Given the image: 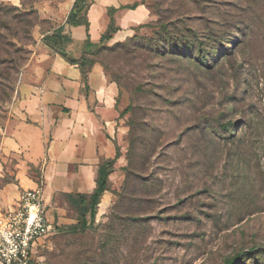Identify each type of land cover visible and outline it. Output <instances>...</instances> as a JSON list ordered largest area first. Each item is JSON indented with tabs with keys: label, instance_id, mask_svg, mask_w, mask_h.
<instances>
[{
	"label": "rangeland",
	"instance_id": "rangeland-1",
	"mask_svg": "<svg viewBox=\"0 0 264 264\" xmlns=\"http://www.w3.org/2000/svg\"><path fill=\"white\" fill-rule=\"evenodd\" d=\"M73 1L0 3L48 28ZM145 3L151 22L88 57L120 86L109 202L61 197L33 264H264V0Z\"/></svg>",
	"mask_w": 264,
	"mask_h": 264
},
{
	"label": "crops",
	"instance_id": "crops-1",
	"mask_svg": "<svg viewBox=\"0 0 264 264\" xmlns=\"http://www.w3.org/2000/svg\"><path fill=\"white\" fill-rule=\"evenodd\" d=\"M74 2L61 21L45 16L50 19L48 28L34 26L30 57L7 103L8 116L0 123V205L15 208L23 190L41 186L48 217L54 222L56 210L58 223L65 221L59 199L92 194L101 163L116 157L124 139L119 84L97 61L84 79L82 66L69 58L90 57L91 51L109 41H123L153 20L145 0H93L89 27L69 25ZM112 17L117 31L104 41ZM61 25L70 40L48 44L44 36ZM120 158L116 167L121 166ZM118 176L119 170H113L110 184ZM108 202L105 193L101 207Z\"/></svg>",
	"mask_w": 264,
	"mask_h": 264
},
{
	"label": "trees",
	"instance_id": "trees-1",
	"mask_svg": "<svg viewBox=\"0 0 264 264\" xmlns=\"http://www.w3.org/2000/svg\"><path fill=\"white\" fill-rule=\"evenodd\" d=\"M93 0H75L72 9L70 10L66 23L69 25H85L89 27V21L87 17L88 9L90 8ZM138 3H135L132 7H136ZM188 13V12H185ZM185 13L181 14L184 15ZM30 13L16 7L12 4L1 2L0 3V118L3 117L2 113L7 111V103L10 102L16 92L19 75L22 68L29 59V52L27 46L34 42L32 36L33 28L29 25ZM171 23L167 24V27ZM167 28L160 23L159 28ZM117 31L115 26V20L112 17V23L109 30L103 36V40L112 38V34ZM158 34L159 32H155ZM169 36V35H168ZM44 39L48 44L58 46V44L67 42L70 40L69 36L65 33V25H61L56 28L51 34L44 36ZM182 43H179L172 36L165 37V43L160 45L167 49H179ZM187 47H184L185 52L195 48L197 43H190ZM100 49V48H99ZM92 52L90 54L92 55ZM73 63H79L82 66V73L84 79L87 78L88 68L95 62L89 61L87 55H83L81 59L69 58ZM120 157L119 148L117 155L113 159L105 160L101 163L98 169L97 188L90 194H68L67 196L72 201H77L86 206L90 211L98 205L101 196L106 190L109 189L110 179L109 176L114 170V164Z\"/></svg>",
	"mask_w": 264,
	"mask_h": 264
},
{
	"label": "built area",
	"instance_id": "built-area-1",
	"mask_svg": "<svg viewBox=\"0 0 264 264\" xmlns=\"http://www.w3.org/2000/svg\"><path fill=\"white\" fill-rule=\"evenodd\" d=\"M53 229L41 186L23 190L15 208L0 205V264H33Z\"/></svg>",
	"mask_w": 264,
	"mask_h": 264
}]
</instances>
